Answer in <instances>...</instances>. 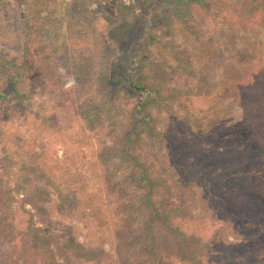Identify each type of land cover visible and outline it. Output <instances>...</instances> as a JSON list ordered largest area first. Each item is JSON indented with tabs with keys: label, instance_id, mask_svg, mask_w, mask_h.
<instances>
[{
	"label": "trees",
	"instance_id": "trees-1",
	"mask_svg": "<svg viewBox=\"0 0 264 264\" xmlns=\"http://www.w3.org/2000/svg\"><path fill=\"white\" fill-rule=\"evenodd\" d=\"M50 1L33 0L21 62L17 63L19 57L0 58V107L7 111L5 115L0 112V144L11 141L7 157L19 167L17 188H3L7 207L6 213L0 215V264H76L73 261L76 258L96 261L111 257L102 245L89 247L72 237L59 240L56 234L45 232L28 208V205L37 207L55 195L63 212L83 218L89 214L103 217L102 204L86 194L84 176L57 159L54 153L58 150L47 143L32 152L31 140L22 136L10 138L5 128L7 113L18 106L27 120L32 114L40 115L42 136L44 133L59 136L65 153L72 158L80 154V147L89 146L87 134L79 131L68 134L51 118L31 109L34 100L31 92L38 87H44L43 91L50 84L61 87L65 103L75 100L67 105L68 113L81 115L95 127L102 122L99 114L104 107L109 117L126 115L133 125L128 134H119L103 153L109 179L128 175L127 184L119 190L124 197V217L116 234L117 259L121 264H176L168 261L175 255L191 264H203L204 260L219 264H264V63L246 73L237 68V73L232 74V83L243 93L241 101L253 118L261 121L256 126L263 136L262 143L249 148L234 146L237 138L231 134L244 129V121L231 123L227 130L217 127V123L208 128L188 114L182 115L175 105L184 94L166 91L162 85L150 82L151 75L147 72V67L154 70L149 60L154 50L166 47L163 36L173 33L176 22H190L194 6H207L206 0H135L130 6L123 0H75L65 6L70 19L65 32L60 26L63 19L58 22L53 14L42 16ZM244 1L252 14L264 17V0ZM99 3L108 4L112 16L97 30L85 20L89 6L92 9ZM137 7L140 14H135ZM48 39L57 58L46 46ZM110 46L118 49L119 55L97 76L106 91V96L99 99L89 77L91 64L98 61L97 48L106 58ZM70 59L79 64L77 68L85 66L87 71L79 69L74 74ZM180 126H185L186 136L172 134ZM148 139L165 147L168 163L164 173L173 178L174 184L168 183L164 176L154 175L150 170L153 166L142 160L139 149ZM32 178L42 180L43 184L28 189L24 184ZM197 181L204 184V201L221 210L234 228L244 234L246 242H230L221 232L213 230L207 220L193 219L184 206L172 204L162 196L163 188L171 194V187H175L178 194L196 199ZM15 190L22 194L18 199ZM13 201L19 203L18 220L12 210ZM6 240L12 242L7 250L3 248ZM255 248L260 260L251 263Z\"/></svg>",
	"mask_w": 264,
	"mask_h": 264
},
{
	"label": "rangeland",
	"instance_id": "rangeland-1",
	"mask_svg": "<svg viewBox=\"0 0 264 264\" xmlns=\"http://www.w3.org/2000/svg\"><path fill=\"white\" fill-rule=\"evenodd\" d=\"M73 1L75 0H51L42 12V16L53 14L58 22L63 19L64 23L60 26L65 32L70 23L65 6ZM123 1L127 6L135 4V0ZM206 2L207 6H194L190 22H176L173 33L163 36L165 49L156 48L149 59L154 65V70L147 67V72H150L151 75L149 81L162 85L166 91H181L184 94L183 99L175 105V110H178L182 115L188 114L194 121L202 125L208 127L217 123V127L228 130L231 123L239 120L244 121L246 127L241 131H233L231 135L233 138H237L234 146L249 148L263 142V136L256 126L261 121L255 120L249 108L247 109V105L245 106L244 101H241L243 93L238 86L232 83V74L237 73V68L246 73L255 65L264 63V17L260 13L252 14L244 0H206ZM33 5V0H0V58L2 56L11 60L19 57L17 63L21 62L20 56L24 48L27 16L32 15ZM140 10L137 7L135 14H140ZM110 15L112 16V10L108 4H94L92 9L89 6L85 21L97 29L108 21ZM142 24L146 25L143 20ZM47 43L46 46L50 51L52 44L49 39ZM50 52L52 54L54 52V58H57L55 49ZM96 52H98L96 53L98 61L95 60L93 65L91 64L92 72L89 77L95 88H93L94 93L98 92L100 99L106 96V91L102 86L103 82L98 80L97 76L102 74L101 72L110 63L117 61L119 51L110 46L106 58L102 57L104 54L100 48H97ZM63 61L69 62L67 59H63ZM78 65L75 60L70 59L69 66H72L71 71L74 74L79 69L80 71L83 69V72L87 71L85 66L77 68ZM1 86L0 80V88ZM42 88L44 87H38L31 92L34 98L31 109L38 110L51 118L52 123H55L59 128L66 129L68 134L74 131L87 134L90 145L80 147V154L72 158L71 155L65 153L59 136L46 133L42 136L39 126H41L43 118L40 115L32 114L27 120L22 113L24 110L18 106L12 107L7 113L5 128L10 138L22 136L31 140L32 152L40 150L41 147L44 148L47 143L58 150L57 153H54L56 158L69 166L75 173L84 176L87 186L86 194L102 204L103 217L89 214L88 217L83 218L75 213L63 212L58 207V199L55 195L51 200L41 202L37 207L28 205V208L34 212L36 224L45 232L56 234L59 240L72 237L89 247L102 245L111 253L110 258L96 261L76 258L73 260L76 264H121L117 259L116 234L124 217L122 211L124 197L119 190L121 186L127 184L128 175L119 174L115 179H109L103 153L119 134H128L133 129V125H130L126 115L109 117L105 113L106 107H104L102 108L103 112L99 114L102 122L95 127L81 115L67 112V105L74 103L75 100L65 103L61 87H52L50 84L43 91ZM199 94L204 96L199 98ZM189 98H192V101ZM123 101L125 102L124 94L122 103H124ZM170 109L169 107L168 111L172 112ZM0 112L5 115L6 108L0 107ZM172 134L186 136L188 133L185 126H180L174 129ZM10 142L8 141L6 145L0 144V215L6 213L7 207L3 188H17L19 177L18 165L12 160L9 161L7 157V153L11 151ZM209 146L213 148L212 144ZM17 148L19 149L18 146ZM139 152L142 160L153 166L154 169L150 170L154 175L164 176L168 183L174 184L173 178L164 173L168 158L162 144L148 139L142 144ZM24 159L27 160L28 157L26 156ZM262 163L264 164V158ZM36 184L41 185L43 181L32 178L30 183L24 185L28 189H32ZM203 185L202 182H196V199L178 194L175 187H171V194L167 188H163L162 196L168 198L172 204L184 206L193 219L207 220L213 230L221 232L230 242L235 244L246 242L247 238L244 234L234 228L232 222L224 216L221 210H215L204 201ZM14 196L18 199L22 194L15 190ZM12 204V210L18 220L19 203L13 201ZM11 244L12 242L6 240L3 248L7 250ZM253 246L257 247V244ZM258 254L259 252L255 248L251 263L259 262ZM169 260L176 264H191L176 255ZM203 264L219 263L215 260H204Z\"/></svg>",
	"mask_w": 264,
	"mask_h": 264
}]
</instances>
